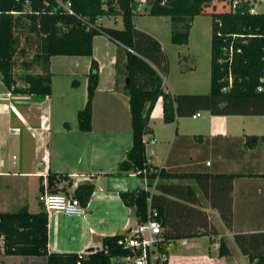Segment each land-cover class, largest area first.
Returning a JSON list of instances; mask_svg holds the SVG:
<instances>
[{
    "label": "crops",
    "instance_id": "obj_1",
    "mask_svg": "<svg viewBox=\"0 0 264 264\" xmlns=\"http://www.w3.org/2000/svg\"><path fill=\"white\" fill-rule=\"evenodd\" d=\"M103 18L111 19L113 25L120 19V27L109 28H122L120 16ZM98 23L104 26L102 18ZM135 29L157 41L165 56V46H168L163 45L155 33ZM100 36L105 40L96 45L95 39ZM92 46V57L98 65V81L88 132L78 129L76 113L86 100L89 57L60 56L65 60H57L56 64L62 65L67 72L56 71L53 59L58 56L51 57V78L58 75L70 79L74 76L82 81L73 80L74 85L63 82L61 88L56 81L54 84L51 81V95L47 97L12 93L7 97L8 91L1 85L4 95H0V115L7 116L9 131L18 142H21L22 131L25 130L28 136L24 137L30 143L25 140L21 151L24 150L25 154L30 150L32 157L22 160L11 155L8 159L6 155L0 161V195L4 198L0 212H14L2 208L18 210L21 206H26L29 213L39 212V182L40 179L44 181L43 177L49 173L67 176L58 186L65 187L68 196H72L79 184L90 183L93 186L91 197L83 206V215L48 213V250L53 252L79 254L95 246L102 237L125 235L136 224V218L134 210L122 203L119 194L137 188L146 189L144 181L133 173L106 175L117 172L118 163L124 160L131 146L130 115L123 83L116 80L117 44L105 35H98L94 37ZM177 49V60L186 57L189 61L187 48L177 46ZM160 77L164 78L163 88L166 79L162 73ZM183 88L182 83L180 86H167L165 91L172 95L199 94L183 91ZM53 96L57 105L60 104L55 125H52L50 109ZM2 100L7 103L2 105ZM196 114L199 116L193 118ZM193 115L164 123L162 101L159 99L150 113V133L143 139L154 138L156 141L145 144L149 169L177 175L157 177L158 191L149 188L151 193L160 197L156 204L165 209L162 231L213 232V235L180 239V245L188 250L182 255L173 257L166 248L169 262L264 264V143L255 148H247L244 144L246 136H264V122L259 129L254 126L257 122L251 120L255 116H215L205 111ZM69 118L73 119L68 121ZM13 129L19 130L15 133ZM239 235L242 247L253 256L248 257L239 249L235 242V236ZM200 238H206L210 244L202 253L197 252ZM221 239L228 255L221 256L212 248V243H219ZM183 240L185 244H182ZM0 264H45V259L0 254Z\"/></svg>",
    "mask_w": 264,
    "mask_h": 264
},
{
    "label": "trees",
    "instance_id": "obj_2",
    "mask_svg": "<svg viewBox=\"0 0 264 264\" xmlns=\"http://www.w3.org/2000/svg\"><path fill=\"white\" fill-rule=\"evenodd\" d=\"M60 1L70 3L71 13L57 9L56 0H0L1 84L12 94L47 97L51 95L52 89L49 70L51 57H89L86 100L76 113L78 129L88 132L98 81V65L92 57L93 39L105 35L115 42L116 80L123 83L122 90L128 98L131 146L124 160L118 163L117 172L106 175H125L145 170L146 189L137 188L121 193L119 197L125 206L134 210L136 223L145 221L147 198L150 197V206L156 210L162 228L165 209L156 204L160 197L150 193L149 188L157 177L170 178L177 175L150 170L147 165L143 139L150 133L151 110L160 99L164 123H173L177 117L191 116L201 111L215 116H264V90L257 91L259 79L264 78V13L250 14L246 1H240L232 12L218 0H147L145 13L169 18L170 43L177 46L188 44V31L193 18L207 13L205 10L211 8L209 91L202 95H172L162 88L160 73L166 72L167 62L160 45L134 27L132 19L135 14L131 11L134 0ZM215 2L221 10H216ZM110 16L121 17V29L96 23ZM217 32L221 36H217ZM230 34L243 35V38L235 39L234 47H238L240 52L235 53L228 64L220 62V58L221 47ZM17 58L18 65L24 71L22 88H18L15 81ZM182 62H186V57H179L178 64ZM228 77L231 78L230 83ZM74 84L75 81H72ZM262 143L264 136L252 135L246 136L244 144L247 148H255ZM138 177L142 179L141 174ZM66 178L62 174H47L44 181L40 179L39 193L65 194V187L60 188L58 184ZM159 188L160 185L155 183L154 190L158 191ZM92 192L93 186L84 183L75 187L72 196L85 206ZM40 207L37 213H29L26 206L14 212H0V236L3 238V252L0 254L44 258L45 264H111L112 259L128 255V250L119 243L125 235L102 237L96 241L95 246L79 254L49 251L48 213ZM162 233L163 241L158 249L167 255L169 242L208 236L213 232L165 229ZM240 237L235 236L239 249L244 255L253 256L242 247ZM218 254H229L223 239L219 240Z\"/></svg>",
    "mask_w": 264,
    "mask_h": 264
},
{
    "label": "rangeland",
    "instance_id": "obj_3",
    "mask_svg": "<svg viewBox=\"0 0 264 264\" xmlns=\"http://www.w3.org/2000/svg\"><path fill=\"white\" fill-rule=\"evenodd\" d=\"M215 7L217 11L221 10V8L217 5V2H215ZM210 10L211 8H207V10H205L207 13L198 15L193 18L188 31V44L187 46H184V48H187L190 54V59H188L189 61L182 62L183 63L182 65L178 64L177 55H176V51H178L177 46L175 45L172 46L170 43L171 22L169 18L151 16L147 13L135 14L133 16L132 21L136 28L151 33H155V35H157L163 41L162 42L163 45L168 46L167 48L165 46V58L167 62V70L165 73H162V75L166 79V85H163L164 90H166L167 86L168 87H171V85L180 86L183 83L184 84L183 91H192L199 94H206L209 91V62H210V35H211V16L209 14ZM255 10L257 13H264V3L255 5ZM117 20H118V24L113 25L111 19L102 18V23L105 27H114V26L120 27V19ZM104 40H105L104 36L97 37L95 39V44L96 45L101 44L102 42H104ZM57 60H65V58L60 56L55 57L53 59V62H55L54 69L56 71H66L64 70L65 68H62V65L56 64ZM16 62L17 63L15 64L14 67L16 86L18 88L19 87L22 88V86H24L22 82V75L24 74V71L18 65V58ZM68 67H72V66H68ZM51 79H52L51 81H53V84L55 83V81L57 82L56 85H58V87L60 84L62 85L63 82L72 85L73 80L77 81L80 79V82L82 81L81 78L74 76H72L69 79L68 77H63V76L58 77L57 75ZM1 85L2 84L0 80V95L2 96L4 95V91H2L4 89H2L3 86L1 87ZM54 87L55 86H53V88ZM5 100H2L4 101L1 102L2 105H5V103H7ZM51 101H52V103H50L51 120H52V125H55L57 112L60 111V107H59L60 104L57 105V101L54 96L52 97ZM8 117L10 116L8 115ZM71 119L73 118H69L68 121H71ZM7 120H8L7 116L0 115V161L4 160L6 158V155L8 156V159H10L11 155H14L15 157H21L22 160L24 159V157L26 158V160H28L30 155L32 157V152L28 150L24 154V150L21 151L22 145H24L26 141L29 142V139L27 138L25 139L24 137V135L28 136V134L23 129L22 131L23 138H21V142H18L17 137L10 133ZM251 120H253V122H257L255 123L254 126L260 129L261 126L263 125L264 117L255 116L254 118L251 117ZM4 166L7 167L6 165ZM3 201L4 198L0 195V203ZM2 209L6 211L17 210L14 208H2ZM50 213H54V212H50ZM197 242H198V246H197L198 253H202L203 251L207 250L208 246L210 247V244L208 243V240L206 238H200V240H198ZM192 243L193 241H191V244ZM167 249L169 250L170 255L173 257L188 252V250L185 247H182L180 245L179 240L169 242L167 245ZM210 252H212V250ZM172 261L173 260H171V264H181L180 262L177 263L176 261L175 262ZM119 262L120 260L118 258L111 260V264H120Z\"/></svg>",
    "mask_w": 264,
    "mask_h": 264
},
{
    "label": "built area",
    "instance_id": "obj_4",
    "mask_svg": "<svg viewBox=\"0 0 264 264\" xmlns=\"http://www.w3.org/2000/svg\"><path fill=\"white\" fill-rule=\"evenodd\" d=\"M105 1V0H104ZM221 5H225L229 11L234 12L237 4L240 1H246L249 4L248 12L250 14L257 13L255 10V5L264 3V0H218ZM147 0H134L131 4V11L134 14L145 13L147 9ZM56 8L61 9L65 12L71 13V7L69 2H62L56 0ZM99 20L96 22L98 24ZM217 36H221L217 32ZM229 38V40H228ZM236 38H243V35L230 34L227 35L223 46L221 47V58L220 62L230 63L234 54L239 53L240 49L234 47V41ZM245 41V40H244ZM129 52L133 53L132 50L127 49ZM264 53V49H263ZM264 58V56H263ZM161 79L164 78L162 77ZM229 83L231 78L228 77ZM264 90V78L259 79V85L257 86V91ZM11 92H7L6 96L10 97ZM14 109V108H13ZM199 114L193 115L195 118ZM19 129H13L12 131L18 132ZM146 144H154L156 141L154 138L143 140ZM12 159H15L13 156ZM141 174L142 180L146 186V171L135 172L133 175L138 176ZM45 180V177H43ZM154 181L151 189H154ZM151 193V192H150ZM37 200L42 206V209L46 213L50 212H62L69 216H81L84 213V207L80 204L77 198L73 196H68L63 193H39ZM163 241V233L160 226V222L157 219V212L155 209L150 206V197L147 198V211L146 219L142 223H136L132 228L128 230L125 234L122 241L119 243L122 244L123 248L128 250V255L122 258H119L120 264H170L168 256L158 249V246ZM185 240L182 241V244H185ZM212 248L215 251L219 249V243H212ZM3 252V238L0 236V253Z\"/></svg>",
    "mask_w": 264,
    "mask_h": 264
},
{
    "label": "water",
    "instance_id": "obj_5",
    "mask_svg": "<svg viewBox=\"0 0 264 264\" xmlns=\"http://www.w3.org/2000/svg\"><path fill=\"white\" fill-rule=\"evenodd\" d=\"M127 82V78L125 79V83Z\"/></svg>",
    "mask_w": 264,
    "mask_h": 264
}]
</instances>
